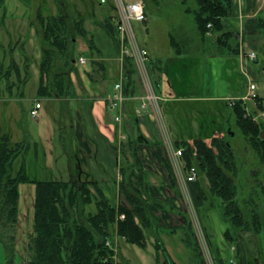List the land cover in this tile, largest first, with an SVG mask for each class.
<instances>
[{"label": "crops", "instance_id": "0c3cea01", "mask_svg": "<svg viewBox=\"0 0 264 264\" xmlns=\"http://www.w3.org/2000/svg\"><path fill=\"white\" fill-rule=\"evenodd\" d=\"M40 12L41 9L38 11L37 20L31 23V18L29 17V23L27 21L23 29L20 26V33L25 30V35L23 33V37L20 39L24 43L22 44L19 41L13 48L10 47L9 62L7 60L8 51L3 52L6 48L4 40H0V51L4 53L6 63V65L2 66L3 69L1 68L3 70L1 78H4V75L7 76L5 80L10 99H13V91L15 89H21L29 81L30 74L26 71L31 70L32 62V58L30 59V55H28V49L30 50L31 44H33L30 35L32 34L33 37L36 35L37 39L42 38L40 32L43 27L38 19ZM6 15L7 9L6 3H4V7L0 12V39L5 34H8L9 37L12 36L8 28L6 29L7 31H4ZM107 17L100 20L92 17L88 24L85 25L86 27L84 26L86 19L84 20L83 16L78 20L83 31L77 33L73 51L75 56L76 52L79 53L78 58L85 57L87 63L80 64L78 60H74L73 63L77 71L70 76L71 86L67 94L59 96L53 91V88H50V92L54 94L39 95L41 79V65H39V87L37 97L33 100L35 104L31 107L32 110L37 103H41L42 106L37 117L31 115L37 123L41 121V134L39 136L47 138L49 137V131L52 135H58L59 130V135H61V138L63 137L62 134H65L64 127H59V129L54 127L59 110L62 111L61 116L68 114L72 117V106L74 105L76 109L74 111L75 120L71 121L70 148L66 149L63 147L62 149L65 156L63 160H66L63 172H60L62 179L56 178L53 173L50 179L38 180L29 176L35 183L30 182L27 184L36 187V182L38 181H64L68 183L78 181L89 186L92 194L95 193L97 201L106 200L114 208L118 209L123 206L133 210L120 188L125 176L124 172H126V176L133 175L129 179V188L132 192L136 191L138 193L137 197L147 204L149 208L148 214L152 218H150V222L149 224L147 223L148 226L145 229V246L148 245L147 240H149L150 245L148 246L154 252L156 264H203L197 239L192 229L189 215L185 210V202L181 197L179 184L175 180L173 167H171L169 144L172 143L175 147H183V143L193 144L196 139H202L207 144H210L209 142H212L219 135L204 132L209 128V125L206 124L201 126V131L203 132L200 131L198 136L186 139L187 135L192 134L193 125L189 127L191 123L185 122L188 125L185 128L181 127V134L176 131L172 133L162 112L169 135L166 138L164 137V131L159 128L154 114L148 110L139 111L146 96V88L141 73L136 63L132 60L134 74L128 81L126 59L119 57L115 44H113L103 26ZM90 27L92 28L90 29ZM223 35L227 36L221 43L219 38ZM200 39L201 47L193 51L185 50L183 54H178L172 46L176 58L168 59L166 65L164 64L165 66L161 61L154 65L150 58V75L158 90L160 107L163 106L160 103L161 100L162 102L163 100L179 102L181 99L174 97L164 99L162 97L160 78L157 77V73L165 75V82L170 81L172 83V72L175 70V66L177 64L184 65L189 60L193 61L196 58L203 68L202 87L205 94L202 99L216 100L221 103L222 107H230L232 116H234L233 103L243 101L247 105V99L253 98L254 95L264 99V92L260 94L258 92L260 89L258 84L251 80L256 74L260 77L263 76L264 79V0H232V14L222 19V31L218 32L210 28L204 35H201ZM41 46L43 60V38ZM16 48L18 49L17 55L16 52L15 54L13 53ZM253 51L256 52V59L254 60L249 58V54ZM12 62L16 64L17 68L15 70L12 69L13 73L11 71V74L7 75L11 70L9 66H11ZM255 66L257 67L256 69H254ZM237 68H239L243 77L246 75L247 78H250V85H256L253 91L249 86L242 96L229 95L228 91V87L231 88L233 81V72ZM110 80H113V82H110ZM217 80L218 84H216ZM119 81L123 83L126 99L122 104V119L117 122L114 111L108 105V99L114 93L115 85ZM130 82H132V86ZM126 84L128 85L127 88ZM171 87L173 88L174 85ZM220 89L223 92H219ZM45 99L48 100L49 107L55 113L53 123L47 113L44 112L43 105L46 103L43 104L42 100ZM257 103L255 101L256 105ZM254 119L257 123L259 122L257 121L258 118L254 117ZM4 135L8 136L13 144L25 141L24 143L28 145V149L23 155L24 157H21V160L17 163L19 164L16 166L18 169L23 160H25L26 164L31 145L35 143L38 146V142L33 140V136L26 127H23L22 137L25 140L13 139L12 134L1 133L0 130V137ZM41 147L46 149L44 152L48 163L47 166L39 164V167L41 170L51 169L53 148L45 141L41 142ZM34 155L37 162H39L37 149ZM126 176L125 180L127 179ZM206 185L209 187L208 179ZM33 195L34 200L32 198L31 201L32 203L34 202L35 206L36 189L35 193L31 194L30 197H33ZM204 201L206 200L204 199ZM217 202L219 201L217 200ZM206 207L205 204H201L199 213L201 216L203 212L207 213L205 216L211 226L207 227L204 221L203 224H205L206 232L209 236L208 241L218 264H221V262L227 264L230 259L237 260V264H250V262L264 264L260 258L250 255L244 239L238 238V245L230 243L226 237L227 222L225 220L222 221L221 217L218 218L212 214L214 206H211L210 209H206ZM147 215L145 214V218ZM214 217L221 221L220 226L217 227ZM135 220L141 225L137 216H135ZM113 226L116 228L117 234V223ZM119 241L124 242V244L129 243L123 238H119L118 234L113 238L114 243L110 242L112 248L116 251H113V264H131L126 261ZM256 241H258L257 238ZM107 242L109 241H106V245Z\"/></svg>", "mask_w": 264, "mask_h": 264}, {"label": "rangeland", "instance_id": "374dc122", "mask_svg": "<svg viewBox=\"0 0 264 264\" xmlns=\"http://www.w3.org/2000/svg\"><path fill=\"white\" fill-rule=\"evenodd\" d=\"M127 1L135 2L137 0ZM145 1L148 13V21L144 24L135 23L134 28L140 44H142L148 50L149 56L154 65L158 61H161L163 65H166L168 59L171 60L170 58H176L174 49L171 45V34L175 35L178 41L180 40L181 43L185 45L186 51H193L196 48L201 47L200 38L203 33L199 34V30L195 22L194 12L198 9L196 0ZM5 3L7 9V27L4 26V31H7L6 29L8 28L12 36L9 37L8 34H5L4 37L0 40H4L6 48L3 52L8 51L7 60L9 62L10 47L13 48L14 45H17V43L23 37V33L25 35V30L24 32L20 33V26H22L23 29L27 21L29 23V17L31 18V23L34 20H37V14L40 9L42 15L46 19L57 16L59 14V9L57 2L55 3V0H5ZM66 10L70 15H72L73 18H75L74 20L77 21V27H81L80 22H78L81 16L84 17V20L86 19L84 23L85 26L92 19V17L100 20L101 18L114 15L115 13V9L111 5L101 6L99 4V0H67ZM91 28L92 27H90V29ZM42 31L43 29L41 28V35ZM80 31V29H77V32H74V40L77 39L76 35ZM30 39L31 41H33V44L30 43L31 48L30 50L28 49V55H30V59L32 58V62L31 70L29 69V71H26L27 73L29 72L30 78L28 83L22 86L21 89H15L13 91V99H10L9 92L7 91L5 80L7 76L4 75V78H1V72L3 71L1 70V68L2 66L6 65V63L4 53L0 51V130L1 133L12 134L13 139L25 140L22 137L23 127H26V129H28V131L33 136H31L33 140L35 142H38V146L33 143L29 148V154L26 160V166L28 169L27 174L34 179L40 180L50 179L52 177L51 174L53 173L56 178L62 179L60 172H63L64 165L66 164V160H63L65 156L62 149L63 147L66 149L70 148V127H72L71 121L73 119L75 120L74 111L76 109L73 105V118L68 114H63L61 116V110H59L58 115H56L57 122L56 124H54V127H56V129H59V127H64L63 129L65 134H62L63 139L61 138V135H59V130L58 135H52V133L49 131V137L41 138L39 136L41 134V121L37 123L36 120L32 118L30 112L32 105L35 104L33 100H35V98L37 97V91L39 87L38 70L39 65H41L42 62V38L37 39L36 35L33 37L31 34ZM20 42L22 44L24 43V41ZM65 44L69 46L67 42H65ZM69 47L74 49V44H71ZM15 52L17 55V48L13 53L15 54ZM78 55V52H76L77 57L74 53L75 58H78ZM196 59H194L193 61L189 60L184 65L175 64L176 68L172 72V83L170 81V83L165 82V75L157 73V77L160 78L159 81L162 91V97L164 99L172 97L181 99L179 102H168L164 100L163 102L162 100L160 102L163 105L161 106V110L164 113V117L168 123L169 130L172 131V133L173 131H176L181 134V127L185 128L186 125H188L185 122H190L191 124H189V127L193 125V132L192 134L187 135L186 139H188L190 137L198 136V134H200L199 132L201 131V126L208 124L209 128L204 132H208V134H218L219 137H225L231 143L232 149L234 151L235 169L230 172L226 170V173L231 176L236 182L237 199L240 202L243 210H247L249 213L251 212L249 214V217L253 215L252 211H256L262 218V223L264 225V159L260 156L258 151H256L251 145H249L247 139L238 128L235 118L234 116H232V109L230 107H222L221 103L217 102L216 100L202 99L203 95L205 94L202 87L203 68L201 67V63H199V61H197ZM64 67H68V64H66L63 60L58 61L57 68L52 71V75L55 77L58 71L64 69ZM9 68L11 70L7 75L11 74L12 69L15 70L17 67L16 64L12 62ZM256 68L257 67L255 66L254 69ZM233 75L234 76L231 88L228 87L229 95L242 96V94H244L250 86V78H247L246 75L245 77H243L239 68L234 70ZM27 76L24 78L25 80ZM251 80L254 83L258 84L260 88L258 92L260 94H263V76L260 77L258 74H256L251 78ZM53 81L54 80H51L50 82L46 78V83L50 82L49 84L54 86ZM110 82H113V80H110ZM216 84H218V80L216 81ZM172 85H174L173 88L171 87ZM53 91L56 92L55 89ZM219 92H223V90L220 89ZM42 101L43 104L46 103L43 105L44 112L47 113L53 123V116L55 113L49 107L47 99ZM255 101L258 102L257 105L255 104ZM261 101L262 100L258 101L257 96L254 97V99H247V105L244 103V107L248 115L258 118L257 121L260 122L258 123L263 127L260 135L261 138L264 139V102L262 101L263 103H260ZM257 106L258 109L262 111L258 110ZM155 107L156 105L154 104V108ZM43 141H45V143H48L53 148V164L52 168H49L48 170H41V168L39 167V164L47 166L48 163L47 156L44 152L46 151V149L41 147V142ZM209 143L210 144H208V146H212V142ZM36 149L39 153V162H37L34 155ZM20 160L21 157L16 161V166L19 165L17 163ZM195 160V165L197 166L198 161L196 158ZM222 164L223 163L219 160V165L222 166ZM171 167H173L172 161ZM198 170L199 176L196 181L197 184H195V182L191 186L194 207H201V203L207 206L206 209H210L211 206H214L212 214L214 216H217L218 218L221 217L220 219L224 221L225 219L223 217V213L226 210V204H224L222 200L213 197V195L209 193L210 187L206 185L207 178L205 172L203 169H201V167H198ZM68 187H70V191L72 190V192H68L70 195L69 202L65 198L64 203L69 207V209H71V207L75 205L71 204V202L74 201V203H76V200L80 198L77 202L80 205L79 208H73V213L75 216L76 213L79 212V210L81 211V209L83 208V216H77V219L79 221H86L88 215L91 216L94 213L100 211V208L98 207L99 204L97 201V197L95 196L94 192V194H92V191L89 186L87 187V184H82L81 182L75 181L72 183H68ZM35 189L36 187L34 185L25 184L20 186L21 196L19 202L18 223L16 227V253L13 259L9 260L5 245L0 242V264H29L32 252L30 251L31 242L28 238L29 233L33 231L34 225V202L32 203L31 201L32 198L34 200V195L33 197H30V195L35 193ZM92 190L94 191V189ZM202 191L205 194L206 198L203 197ZM200 192L202 193L203 201L202 199H200ZM204 199L206 201H204ZM217 200L219 202H217ZM199 210L200 208H198V212H200ZM121 215L118 216L119 220H124L125 218H120ZM203 215L202 216L204 217V220L199 213L202 224L204 221L207 227L211 226L210 222L207 221L205 216L207 215V213L203 212ZM217 217H214V222L218 227L220 226L221 221ZM205 224H203V227L208 239L209 236L206 232ZM229 226L231 227V235L228 236V240L230 241V243L238 245L239 239L237 233L238 231H242L244 229V226L236 228L233 227V225H227V227ZM111 227L112 228L110 230V235L107 241L114 243L113 238L117 236L115 230L116 228L114 226ZM251 234L252 232H249V234L245 235L246 237H248L246 238V240L248 239L249 243H252L249 240V236H251ZM119 238L122 239L121 236H119ZM251 238L253 239V242H255V238L253 235L251 236ZM257 239L258 246L257 244L256 246H251L252 251L254 252L253 256L255 257V255L257 254L258 256L256 257L260 258L261 261L264 262V228L261 229ZM149 242L150 241L147 240L148 245H150ZM119 243L121 245V251L125 256L126 261H128L129 263L156 264L154 252L148 245L143 247L137 244H124V242L122 241H119ZM109 249L114 251V249H112L110 246ZM235 262L238 263L237 260ZM250 264L254 263L250 262Z\"/></svg>", "mask_w": 264, "mask_h": 264}, {"label": "trees", "instance_id": "16d2710c", "mask_svg": "<svg viewBox=\"0 0 264 264\" xmlns=\"http://www.w3.org/2000/svg\"><path fill=\"white\" fill-rule=\"evenodd\" d=\"M55 1L59 9L57 16L46 19L41 12L38 15L43 27L42 38L45 44L41 63L40 96L48 94V91L49 95L54 94L50 92V88L55 89L59 96L67 94L71 86L70 76L77 71L73 63L76 58L73 49L69 46L74 44L73 37L77 29L83 31L82 26L77 27V21L67 12V0ZM196 1L198 9L194 13L200 33L204 35L210 28L218 32L222 31V19L232 14V0ZM4 3L5 0H0V12ZM103 26L119 52L113 16L107 17ZM226 36L223 35L219 41L222 43ZM171 42L178 54L185 52V45L180 40L178 41L173 34H171ZM60 60L68 64V67L59 70L54 77L52 71L57 68V62ZM125 62L127 64L126 75L130 81L134 74L133 61L126 58ZM46 78L50 82L54 80V86L49 82L46 83ZM130 84L132 86V82ZM260 100L264 102V99L258 98V101ZM262 101L260 103H263ZM233 111L238 128L249 145L258 151L264 159V139L260 135L263 127L259 124L260 122L257 123L254 117L247 114L243 101L235 102ZM182 146L185 148V159L188 165H195V158L197 159V166L204 170L209 181L211 195L226 204L223 217L227 224L236 228L244 226L242 231H238L237 236L244 239L246 247L249 248V252L253 256L254 252L251 246H256V238L264 225L256 211H252L253 215L249 217L251 212L243 210L237 199L236 182L226 173V170L230 172L235 169L234 151L231 143L225 137H216L212 140V146H208L202 139H196L193 144L183 143ZM27 149L28 145L24 142L13 144L8 136L0 137V242L5 245L9 260H12L16 253L20 186L33 182V179H30L27 174L25 160L18 169L16 168V161L20 157H24ZM219 160L223 163L222 166L219 165ZM124 175L126 176V172ZM125 176L120 188L133 210L123 206L117 209L112 207L108 201L99 200L100 211L91 216L88 215L87 222L77 219V216H83V208L76 213V216L73 213V208L77 209L80 206L77 203L80 198L76 200V203L71 202V204H75L71 209L64 203L65 198L68 202L70 200L68 182H36L34 225L28 238L31 242L30 251L32 252L29 264H113L114 252L106 246V241L109 238L111 226L116 223L117 234L124 240L131 244L145 246V229L151 218L148 214L149 208L143 200L137 197L138 193L132 192L129 188V179L133 175L126 176V180ZM202 193L200 192L199 195L203 201L205 194L203 193L202 197ZM121 214H125L124 220L118 219ZM145 214H148L146 218ZM135 216L138 217L141 225L136 222ZM230 230L229 226L226 231L227 238L231 235ZM249 232H252L251 236H254L255 242L251 236H249V240L252 243H249L248 239L246 240L248 237L245 235ZM221 264L224 263L221 262Z\"/></svg>", "mask_w": 264, "mask_h": 264}, {"label": "built area", "instance_id": "2783aa9c", "mask_svg": "<svg viewBox=\"0 0 264 264\" xmlns=\"http://www.w3.org/2000/svg\"><path fill=\"white\" fill-rule=\"evenodd\" d=\"M99 4L101 6L111 5L115 9L114 15L111 16H113L117 31L119 57L121 59L131 58L136 63L139 72L141 73L146 88V96L142 101L139 111L148 110L153 113L159 128L164 131V137L168 138L169 135L167 133V127L159 105L160 98L157 93L158 90L156 89L150 75V56L148 50L140 44L134 28L135 23L144 24L148 21L146 1L137 0L135 2H129L127 0H99ZM209 27H211V25H209ZM249 58L252 60L256 59V52H251L249 54ZM77 60L80 64L87 63L85 57H79ZM250 88L253 91L255 90L256 85L252 84L250 85ZM256 96L257 95H254V97ZM125 99L126 96L123 90V83L119 81L115 85L114 93L108 99V105L111 110L115 112V120L117 122L122 119L121 109ZM154 104L156 105L155 108ZM41 107V103H37L35 108L31 110V115L33 117H37ZM169 148L171 151V161L173 162L174 177L176 182L179 184L180 194L185 202V210L189 215L188 217L192 229L195 232L203 264H218L205 234L198 208L193 205L191 185L198 179V167L196 165H188L185 159V149L183 147H175L172 143H170ZM120 218H125V215L122 214ZM106 246H110L112 248L110 242H107ZM227 264L237 263L234 259H230Z\"/></svg>", "mask_w": 264, "mask_h": 264}]
</instances>
